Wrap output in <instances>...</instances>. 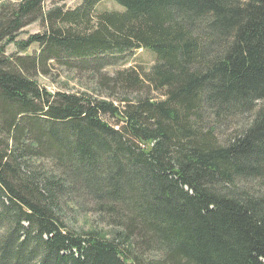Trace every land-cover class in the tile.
<instances>
[{"label": "trees", "instance_id": "1", "mask_svg": "<svg viewBox=\"0 0 264 264\" xmlns=\"http://www.w3.org/2000/svg\"><path fill=\"white\" fill-rule=\"evenodd\" d=\"M45 1L0 0V264H264V0ZM53 64L92 85L47 91Z\"/></svg>", "mask_w": 264, "mask_h": 264}, {"label": "rangeland", "instance_id": "2", "mask_svg": "<svg viewBox=\"0 0 264 264\" xmlns=\"http://www.w3.org/2000/svg\"><path fill=\"white\" fill-rule=\"evenodd\" d=\"M81 3V0H46L43 6L44 11L51 10L56 7H64L65 9H73L77 7ZM101 12H124V8L119 6L113 0H105L97 5L95 9V13ZM45 30V26L43 23H34L27 27H25L17 37V41H25L29 36L43 33ZM39 51V47L37 45H32L29 49L25 51H20L16 48L14 44H9L6 46L5 52L6 55L16 56V57H28L33 56ZM155 63V56L143 49L136 50L132 54L126 56L124 60L117 66L108 68L106 71L108 73H113L116 70L135 68L141 71H148L153 64ZM89 75L81 76V79L78 76L73 74H68L62 69L59 65L53 64V67L50 69V74L48 76L37 75L35 80L38 85L42 88H45L47 91L51 93H55L56 91H64V92H75L76 90H81L88 88L92 85V81L89 78ZM158 95H153V97H157ZM160 98V97H159ZM258 106H261L259 104ZM253 114V113H252ZM110 124L112 122L108 121ZM249 122V117L243 116L235 121L232 125L237 127L246 126ZM231 129V128H230ZM232 130H228L226 127L217 128L218 137L221 140H224V137H228ZM62 218L64 222H66L76 229L77 231H90L91 229H95L98 231H102L105 235L111 236L112 231L117 228L110 227L107 224H104L103 220L92 214L85 215L84 213L78 212L75 208L74 204H68L64 207L62 211Z\"/></svg>", "mask_w": 264, "mask_h": 264}]
</instances>
